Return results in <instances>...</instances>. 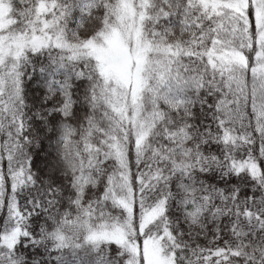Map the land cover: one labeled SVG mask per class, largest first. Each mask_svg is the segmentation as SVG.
Returning <instances> with one entry per match:
<instances>
[{
	"label": "snow or ice",
	"instance_id": "6c2138e0",
	"mask_svg": "<svg viewBox=\"0 0 264 264\" xmlns=\"http://www.w3.org/2000/svg\"><path fill=\"white\" fill-rule=\"evenodd\" d=\"M0 264H264V0H0Z\"/></svg>",
	"mask_w": 264,
	"mask_h": 264
}]
</instances>
